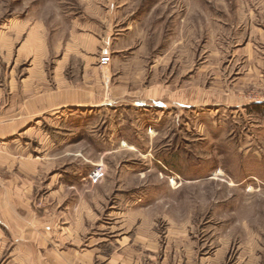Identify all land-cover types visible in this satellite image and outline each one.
<instances>
[{
    "label": "rangeland",
    "instance_id": "obj_1",
    "mask_svg": "<svg viewBox=\"0 0 264 264\" xmlns=\"http://www.w3.org/2000/svg\"><path fill=\"white\" fill-rule=\"evenodd\" d=\"M34 22L56 102L86 90L56 106L39 212L82 225L81 248L126 236L149 264H264V0H0V35ZM20 39L0 78L30 64Z\"/></svg>",
    "mask_w": 264,
    "mask_h": 264
},
{
    "label": "crops",
    "instance_id": "obj_2",
    "mask_svg": "<svg viewBox=\"0 0 264 264\" xmlns=\"http://www.w3.org/2000/svg\"><path fill=\"white\" fill-rule=\"evenodd\" d=\"M15 26L26 31L17 30L14 39L0 35V52L9 59L12 46L21 38L15 63L30 64L18 79L0 78V264H149L147 246L129 245L135 242L124 240L126 236L115 238V245L91 240L89 247L81 248L82 225H59L58 216L35 207L40 192L44 191L46 202L55 199V139L49 128H55L56 108L84 105L86 90L79 88V93L72 91L75 95H64L62 102H56V76L45 70L50 50L44 24ZM124 93L120 85L110 89L112 98Z\"/></svg>",
    "mask_w": 264,
    "mask_h": 264
},
{
    "label": "built area",
    "instance_id": "obj_3",
    "mask_svg": "<svg viewBox=\"0 0 264 264\" xmlns=\"http://www.w3.org/2000/svg\"><path fill=\"white\" fill-rule=\"evenodd\" d=\"M100 62L101 63H108L110 61V53L107 47L102 48L100 52ZM103 175V171L100 167L93 168L92 171L89 173V178L93 182H97ZM1 182V177H0Z\"/></svg>",
    "mask_w": 264,
    "mask_h": 264
}]
</instances>
